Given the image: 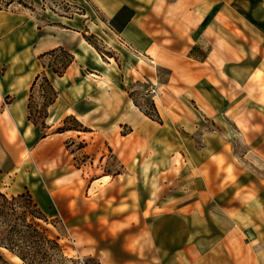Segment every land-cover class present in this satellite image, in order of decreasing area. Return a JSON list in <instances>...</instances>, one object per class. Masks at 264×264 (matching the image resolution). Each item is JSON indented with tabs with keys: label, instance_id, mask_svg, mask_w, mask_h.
<instances>
[{
	"label": "crops",
	"instance_id": "obj_1",
	"mask_svg": "<svg viewBox=\"0 0 264 264\" xmlns=\"http://www.w3.org/2000/svg\"><path fill=\"white\" fill-rule=\"evenodd\" d=\"M84 1L102 17L0 7L4 192L65 225L142 219L148 264H264V0Z\"/></svg>",
	"mask_w": 264,
	"mask_h": 264
},
{
	"label": "rangeland",
	"instance_id": "obj_2",
	"mask_svg": "<svg viewBox=\"0 0 264 264\" xmlns=\"http://www.w3.org/2000/svg\"><path fill=\"white\" fill-rule=\"evenodd\" d=\"M0 5L7 8L13 6L34 7L40 14L45 13L47 9L50 13L52 10L61 15H74L76 13L82 14L85 12V14L88 13V19L94 20L102 17L97 9L90 6V4L84 0H0ZM91 38H93L91 40L97 45L100 51L106 52L104 46L97 42L94 34H92ZM149 93L150 91L148 95ZM138 100L140 101V99ZM150 101L149 98L144 100V110L145 112L148 111L155 115ZM4 108L5 106H0V188L2 191L11 193L15 190V186L13 187L15 176L8 174L7 169L11 167L13 163L14 151L18 149L20 141L15 136L12 122L6 116ZM32 111V113H34V111H40V113H42L40 115H43V109H39L36 106L32 107ZM41 117L42 116H40V118ZM65 126H82L83 128V125L77 123L74 119H70ZM80 145H82V143H80ZM108 156L109 159L107 163L109 162L114 165L110 170H121L115 155L109 154ZM89 157L90 155L79 153L76 159L80 165ZM103 164L106 165V161ZM95 165H100L99 155L96 158ZM85 169L91 174L100 173V170L95 169V167L93 169L91 165ZM84 210L82 206H79L75 211L68 212L66 214V225L61 220H49L45 223L51 234L59 238L65 254L69 258L75 259L76 262H70L68 264H148L146 262L151 261L154 252L149 250V257H147L145 247L146 238L143 234H136V232L142 229V219H138L137 223L134 222L133 226L124 225L120 228H116V232H112L109 230L107 231V226L99 224L97 219H91L90 223L85 224V215H83V212L85 213ZM1 256L13 264H23L21 260L6 249L0 248V257ZM0 264H3L1 258Z\"/></svg>",
	"mask_w": 264,
	"mask_h": 264
},
{
	"label": "trees",
	"instance_id": "obj_3",
	"mask_svg": "<svg viewBox=\"0 0 264 264\" xmlns=\"http://www.w3.org/2000/svg\"><path fill=\"white\" fill-rule=\"evenodd\" d=\"M10 3V2H9ZM0 7H2L0 5ZM122 13L116 15L117 20ZM59 69L66 67L70 57ZM155 111L154 102L150 101ZM146 113L152 118L157 115ZM49 217L39 207L29 191L10 195L0 188V248L18 256L23 264H68L76 262L69 258L60 240L46 226ZM3 264H13L0 257Z\"/></svg>",
	"mask_w": 264,
	"mask_h": 264
},
{
	"label": "bare ground",
	"instance_id": "obj_4",
	"mask_svg": "<svg viewBox=\"0 0 264 264\" xmlns=\"http://www.w3.org/2000/svg\"><path fill=\"white\" fill-rule=\"evenodd\" d=\"M18 259H19V257L18 256H16ZM20 260V259H19Z\"/></svg>",
	"mask_w": 264,
	"mask_h": 264
}]
</instances>
